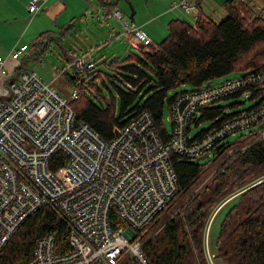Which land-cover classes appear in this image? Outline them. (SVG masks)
Returning <instances> with one entry per match:
<instances>
[{
  "label": "built area",
  "instance_id": "obj_1",
  "mask_svg": "<svg viewBox=\"0 0 264 264\" xmlns=\"http://www.w3.org/2000/svg\"><path fill=\"white\" fill-rule=\"evenodd\" d=\"M46 1L28 0L27 12L33 16ZM170 7L185 13L196 9L192 0H173ZM112 14L121 20L129 44L145 51L148 35L122 19L119 10ZM28 48L26 43L13 45L9 65L0 56V250L29 215L49 205L68 225L69 247L55 253V235L47 233L36 240L27 264H152L142 237L128 239L122 223L139 232L176 195L171 153L199 157L224 137L246 132L264 119L263 100L201 135L190 131L201 106L263 84L264 72L180 91L168 108L171 131L165 138L152 114L142 109L104 139L87 122H77L67 99L38 73L17 70ZM94 65L91 50L71 53L69 66L74 70L84 72ZM58 152L65 155L64 163L52 168L51 159ZM219 208L204 230L210 264L214 253L209 251L208 230Z\"/></svg>",
  "mask_w": 264,
  "mask_h": 264
},
{
  "label": "trees",
  "instance_id": "obj_2",
  "mask_svg": "<svg viewBox=\"0 0 264 264\" xmlns=\"http://www.w3.org/2000/svg\"><path fill=\"white\" fill-rule=\"evenodd\" d=\"M221 7L224 15L216 20L201 11L193 22L170 19L166 35L158 41L150 39L145 51L133 48L122 56L99 62L94 59V67L84 72L62 69L60 74L71 86L69 95L64 97L76 121L87 122L104 139H110L136 112L145 109L165 138L168 131L163 109L169 108L180 91L202 87L236 71L240 75L235 78L264 72V3L256 9L255 4L245 0H224ZM44 34L50 33L46 30L37 37ZM39 43L34 41L32 46ZM229 78L233 77L224 80ZM102 87L111 92L109 98L103 95ZM237 94H245L255 102L236 111L228 108L237 105V101L219 102ZM263 100L264 83L201 106L191 121L192 128L201 121L210 124L193 135H201L228 118L256 108ZM263 120L246 132L233 134L237 135L234 140L229 139L231 135L224 137L208 152L212 154L208 161L170 154L178 192L164 208L169 212L161 219H156L157 215L148 225L152 233L145 235L148 226L139 231L152 264H208L204 230L218 206L215 215L225 206L226 210L215 238L213 259L219 264H264V137L260 138ZM64 159L65 155L58 152L50 166L56 168ZM68 232L65 220L51 206L43 205L19 225L0 250V264H27L36 240L47 233L55 235L54 252L60 253L69 247Z\"/></svg>",
  "mask_w": 264,
  "mask_h": 264
},
{
  "label": "crops",
  "instance_id": "obj_3",
  "mask_svg": "<svg viewBox=\"0 0 264 264\" xmlns=\"http://www.w3.org/2000/svg\"><path fill=\"white\" fill-rule=\"evenodd\" d=\"M172 1L173 0H47L42 8L34 16L30 17L26 9L28 0H0V3H9L2 6V9L7 7L8 9L6 10L11 12L6 17H1L4 11L0 13V29L2 31L0 37V56H3L6 59V65H9L11 60L8 57V53L12 46L17 44V42L26 43L22 41L20 37L22 33H16L19 29V32H22L23 29L16 28V26L19 21H24L22 18L25 17L26 20L27 15L30 21L39 13H43V15L46 13L47 24L49 26L46 30L51 34L64 33V31H68L67 29L70 26L87 27L91 20L97 22L100 19L98 22L105 24L103 36H106L109 41H113L110 46L115 44L113 48L118 50L113 56L125 55L134 48L129 45L125 28L121 20L113 16V10L119 9L123 15L122 19L126 18L139 25L152 41H158L166 35L167 22L172 18H185L192 21L193 17L200 11L203 12L207 18L214 20L224 15V13L223 15L221 13V16L216 14L218 6L221 8V0H192L196 7V14L185 13L180 9L171 8L170 3ZM251 2L255 5H257V3L260 4V2L256 0H251ZM14 9H20L22 15L13 13ZM5 13L8 14L7 12ZM88 28L89 26L86 29ZM40 32L42 33V31ZM84 50L90 49L87 47H83L79 50L65 48L63 56L70 63L72 52L79 53ZM112 51L113 50L103 51L102 53L108 52V54L101 57L98 62L110 57ZM120 51L123 53L120 54Z\"/></svg>",
  "mask_w": 264,
  "mask_h": 264
},
{
  "label": "rangeland",
  "instance_id": "obj_4",
  "mask_svg": "<svg viewBox=\"0 0 264 264\" xmlns=\"http://www.w3.org/2000/svg\"><path fill=\"white\" fill-rule=\"evenodd\" d=\"M224 0H221V3ZM257 5H255V8H259L264 2L263 0H256ZM245 2L252 3L251 0H245ZM5 4L9 3H0L1 9L0 13L4 11V14L1 17H6L11 13L10 11L6 10L8 9L7 7L2 9V6ZM222 8V7H221ZM219 6L216 9V14L218 16H221V13L223 15L224 11L223 8L221 9ZM7 12L8 14H6ZM13 13H19L22 15L20 9H14ZM190 13L196 14V9L195 11H192ZM46 14V13H45ZM43 15V13H39L35 18L31 19L29 21V16H26L22 18L24 21H19L17 23L16 28H22L23 31L16 32L17 34L22 33L20 35L22 41L26 42V44L29 45V49L27 50V56L22 60V66L21 69H31L34 70L36 73H38L43 80L46 82L50 83V86L57 91H59L63 96L67 97L70 93L71 86L65 81L64 77L60 74L62 69L66 68L69 73L73 72V68L69 66V62L66 60V58L63 56V51L65 48H73L76 50L82 49L83 47H87L90 49L93 53L94 59L99 60L101 57H104L105 54H108V52L102 53L103 51H112V55L109 57H113V54H116L118 50L113 48L115 46L112 45L110 46L113 41H109L106 36H103L105 32V24H101V22H91L89 23V28L86 29V26L82 27H77V26H70L67 30L64 31V33H56V34H51L47 35L44 34L41 37L39 34L44 33L46 29H48V22H47V17L46 15ZM19 15V16H20ZM34 16V15H33ZM32 17V16H31ZM11 20V19H10ZM1 29H0V37H1ZM23 35V36H22ZM34 41H40V43L36 46H32V43ZM6 43V42H2ZM102 53V54H101ZM123 52L120 51V54ZM121 56V55H119ZM239 72H232L228 74L226 77H222L220 79H216L212 81V84L219 83L223 81L227 77H234V76H239ZM99 85H101V81L98 82ZM112 94H116L115 90L112 88ZM102 92L103 95L109 98L111 96V92L107 90L105 87H102ZM237 101V105H230L228 109L230 110H242L247 108L249 105L253 104L255 102L254 99H249L245 94H237L235 96L228 97L226 99L220 100L219 102L221 104H231L232 102ZM169 116V110L168 107H165L163 109V120L165 122V126L168 132L171 131V124L168 119ZM210 124L209 121H201L197 126L192 128L191 134L197 133L199 130L202 128L208 127ZM263 131V130H262ZM261 131V132H262ZM237 135H231L229 136V139L234 140ZM212 158V154L210 153L209 156L205 157L202 161H208L209 159ZM209 176V175H208ZM207 176V177H208ZM226 206L223 207L217 215L213 218L209 230H208V247L209 251L215 252V238L217 236L219 224L221 222V219L225 213ZM166 209L161 211V213L158 214L156 219H161L163 218L166 213H168ZM153 229L151 226H148L147 229L144 231L146 232V236L148 237L152 233ZM123 234L128 238V239H136L140 238L139 232L134 230L133 228L129 226L124 227ZM214 264H219L217 260H213ZM210 264V262H208Z\"/></svg>",
  "mask_w": 264,
  "mask_h": 264
},
{
  "label": "water",
  "instance_id": "obj_5",
  "mask_svg": "<svg viewBox=\"0 0 264 264\" xmlns=\"http://www.w3.org/2000/svg\"><path fill=\"white\" fill-rule=\"evenodd\" d=\"M208 83H209V82H208ZM208 83H207V84H208ZM207 156H208V153H205V154H203V155L197 157L196 159H197V160L204 159V158L207 157ZM158 229H159V228H158Z\"/></svg>",
  "mask_w": 264,
  "mask_h": 264
},
{
  "label": "bare ground",
  "instance_id": "obj_6",
  "mask_svg": "<svg viewBox=\"0 0 264 264\" xmlns=\"http://www.w3.org/2000/svg\"><path fill=\"white\" fill-rule=\"evenodd\" d=\"M60 216V215H59ZM61 217V216H60ZM122 226L125 227L126 225L122 223ZM69 241V240H68Z\"/></svg>",
  "mask_w": 264,
  "mask_h": 264
}]
</instances>
